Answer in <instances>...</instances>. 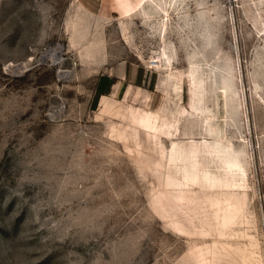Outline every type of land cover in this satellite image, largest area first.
I'll use <instances>...</instances> for the list:
<instances>
[{"label": "rangeland", "instance_id": "rangeland-1", "mask_svg": "<svg viewBox=\"0 0 264 264\" xmlns=\"http://www.w3.org/2000/svg\"><path fill=\"white\" fill-rule=\"evenodd\" d=\"M0 264H264V0H0Z\"/></svg>", "mask_w": 264, "mask_h": 264}, {"label": "crops", "instance_id": "crops-1", "mask_svg": "<svg viewBox=\"0 0 264 264\" xmlns=\"http://www.w3.org/2000/svg\"><path fill=\"white\" fill-rule=\"evenodd\" d=\"M126 67V65H124ZM121 65L119 73H113L112 69L109 72H103L99 75L96 81L95 91L98 93V101L101 96L109 95L112 98H116L121 92L124 99H128L131 95L134 87H138L135 83L136 69L132 66L124 67ZM145 81V80H143Z\"/></svg>", "mask_w": 264, "mask_h": 264}, {"label": "bare ground", "instance_id": "bare-ground-1", "mask_svg": "<svg viewBox=\"0 0 264 264\" xmlns=\"http://www.w3.org/2000/svg\"><path fill=\"white\" fill-rule=\"evenodd\" d=\"M156 67V66H155ZM157 68V67H156ZM207 71V70H206Z\"/></svg>", "mask_w": 264, "mask_h": 264}]
</instances>
